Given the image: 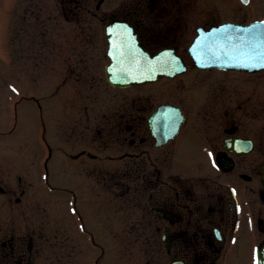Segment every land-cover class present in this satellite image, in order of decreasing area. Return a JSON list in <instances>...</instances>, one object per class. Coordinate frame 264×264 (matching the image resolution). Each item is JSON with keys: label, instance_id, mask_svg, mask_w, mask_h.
Returning <instances> with one entry per match:
<instances>
[{"label": "flooded vegetation", "instance_id": "obj_1", "mask_svg": "<svg viewBox=\"0 0 264 264\" xmlns=\"http://www.w3.org/2000/svg\"><path fill=\"white\" fill-rule=\"evenodd\" d=\"M89 3L60 0V20L18 29L31 79L44 65L57 83L41 97L65 102L64 134L47 139L32 98L47 218L0 219V264H264V69L199 66L198 31L227 20L194 0Z\"/></svg>", "mask_w": 264, "mask_h": 264}, {"label": "rangeland", "instance_id": "obj_2", "mask_svg": "<svg viewBox=\"0 0 264 264\" xmlns=\"http://www.w3.org/2000/svg\"><path fill=\"white\" fill-rule=\"evenodd\" d=\"M89 1L88 7L94 9L97 0ZM107 1L109 3L114 0ZM194 1L199 16L244 23L264 19V0H250L248 5H243L240 0ZM59 2L0 0V187L6 191L17 189L15 197L0 194V207L4 206L8 210L5 217L0 213V219L31 223L33 220L47 218V190L40 185L43 179L33 169L39 159L32 146L38 138L37 130L40 133L41 124L37 122L39 109L32 98L40 99L42 107L47 109V125H50L47 139L55 144H60L63 139L61 114L66 104L59 97L46 106L42 97L49 93L52 86L55 89L57 83L49 81L44 65L40 68L38 80L31 79L34 71L30 61V35L19 36L18 29L43 27L40 19H45L48 14L59 16L57 18L60 20ZM37 15H40L38 20ZM22 37L23 41L26 39L25 56L20 59L18 48ZM104 86L102 83L100 88ZM21 189L25 190L23 197L20 195ZM16 197H22L20 207L14 203ZM93 258L94 253H89L87 259L93 261Z\"/></svg>", "mask_w": 264, "mask_h": 264}, {"label": "water", "instance_id": "obj_3", "mask_svg": "<svg viewBox=\"0 0 264 264\" xmlns=\"http://www.w3.org/2000/svg\"><path fill=\"white\" fill-rule=\"evenodd\" d=\"M243 3L245 0H241ZM259 25L260 27H255ZM250 29L254 31L249 32ZM264 46V21L248 25L223 24L207 32H200L193 44L192 55L197 63L209 64L248 71L264 69L259 59H251ZM255 65V66H253ZM120 68H107V77L114 85H125L118 82L116 74ZM115 72V74H113Z\"/></svg>", "mask_w": 264, "mask_h": 264}, {"label": "snow or ice", "instance_id": "obj_4", "mask_svg": "<svg viewBox=\"0 0 264 264\" xmlns=\"http://www.w3.org/2000/svg\"><path fill=\"white\" fill-rule=\"evenodd\" d=\"M247 2V0H245ZM255 27H260L259 25ZM254 31V29H250L249 32ZM251 59H259L261 61V66H264V46L261 47V50L257 52L254 56L250 57ZM255 66V65H253Z\"/></svg>", "mask_w": 264, "mask_h": 264}]
</instances>
